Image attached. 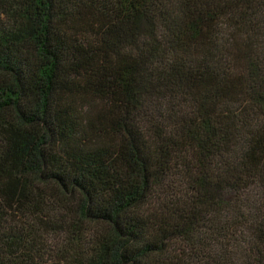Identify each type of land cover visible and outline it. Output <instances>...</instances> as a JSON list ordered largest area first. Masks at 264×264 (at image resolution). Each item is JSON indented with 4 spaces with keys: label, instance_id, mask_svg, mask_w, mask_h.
Instances as JSON below:
<instances>
[{
    "label": "trees",
    "instance_id": "16d2710c",
    "mask_svg": "<svg viewBox=\"0 0 264 264\" xmlns=\"http://www.w3.org/2000/svg\"><path fill=\"white\" fill-rule=\"evenodd\" d=\"M0 264H264V0H0Z\"/></svg>",
    "mask_w": 264,
    "mask_h": 264
}]
</instances>
